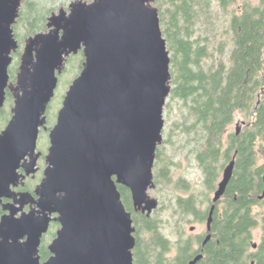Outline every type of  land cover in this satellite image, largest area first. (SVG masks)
<instances>
[{"label": "water", "instance_id": "obj_1", "mask_svg": "<svg viewBox=\"0 0 264 264\" xmlns=\"http://www.w3.org/2000/svg\"><path fill=\"white\" fill-rule=\"evenodd\" d=\"M153 1L76 0L69 11L52 13L48 31L27 38L11 82L19 48L14 24L23 0H0V111L7 90L14 105L0 132V201L20 177L22 159L30 156L31 166L36 164L41 130H49L44 177L35 189L43 217L29 212L15 218L17 209L2 217L0 264H140L133 252L136 226L119 185L130 190L136 211L151 215L159 207L150 190L156 187L172 74ZM79 51L82 70L49 128L47 111L59 76ZM234 166L235 160L225 168L214 203L224 195ZM52 219L61 227L49 246L52 256L41 262V238Z\"/></svg>", "mask_w": 264, "mask_h": 264}, {"label": "trees", "instance_id": "obj_2", "mask_svg": "<svg viewBox=\"0 0 264 264\" xmlns=\"http://www.w3.org/2000/svg\"><path fill=\"white\" fill-rule=\"evenodd\" d=\"M47 2L49 0H23L20 15L14 24L19 48L13 53L11 81L16 80L19 72L24 41L47 29V16L54 8L48 7ZM234 2L153 1L159 8L161 26L171 55L172 90L167 110L170 113L174 101H180L181 114L172 127L177 129L178 138L175 141L165 139L164 130V141L157 150L155 161V191H161V187L170 190L167 202L163 199L167 204L159 206L151 215L136 211L130 190L119 185L136 226L133 251L136 263L187 264L194 246L191 239L185 238L182 227L192 223V220L203 222L209 214V193L215 189L223 167L220 152L223 128L232 122L233 112L238 106H254L259 87L264 84V19L252 21L248 11L238 16ZM221 23L226 27L224 31L228 41L220 42L218 37L220 31L217 29ZM20 27L23 28L21 33ZM228 44L226 51L224 47ZM225 51L229 54L228 62L224 61V57L220 58L224 61L221 66L216 57L212 64L203 63L207 57L214 59L215 52L222 55ZM72 58L80 60L81 71L85 60L82 51L71 55L67 61ZM66 72L67 69L61 76ZM221 79H229V85L221 87ZM233 84L236 85V92ZM12 102L10 94L5 106L8 103L12 105ZM4 107L0 112V130L11 116V113L7 116ZM49 108L52 106L49 105ZM251 112L246 119L248 123L253 122L252 126L237 137L235 173L224 193L221 210L215 209L212 238L205 246L206 258L197 264H250L247 254L251 230L257 223L251 215V207L259 202V193L264 188L260 175L264 166H259L264 156V107H259L258 114ZM47 115H50L48 111ZM166 144L171 145V153H165ZM229 152L226 151L225 156L229 157ZM178 155H185L190 164H195L202 172L204 189H191L186 178L172 184L170 169L179 166ZM184 192L189 195L184 196ZM176 233L178 239L173 242L171 236ZM260 247L253 256L255 264H264V238ZM174 250L176 255L168 257Z\"/></svg>", "mask_w": 264, "mask_h": 264}, {"label": "flooded vegetation", "instance_id": "obj_3", "mask_svg": "<svg viewBox=\"0 0 264 264\" xmlns=\"http://www.w3.org/2000/svg\"><path fill=\"white\" fill-rule=\"evenodd\" d=\"M235 2L237 3L236 14L238 16L244 15L245 12L248 11V14L251 16L252 21L258 19H264V0H235ZM263 54H264V46H263ZM220 63H218L219 66H221L224 63V61H220ZM11 82H15V81H11ZM220 82H221V87L223 88L226 86V84L229 85L228 83L229 79H221ZM233 86H234V91L236 92L237 91L235 87L236 85L233 84ZM10 94L13 97L12 92L10 90H7V98L9 97ZM259 107H264V84L259 87L257 93V101L254 104V106H249L247 108H239L238 106L233 112L232 122L223 128V132L221 134V151H220L222 155L221 158L223 159V167L220 178L216 183L215 189H213L209 193V200L207 203L209 214L213 205H215V209L218 208V211H220L224 204L222 202L224 195L219 199L218 202L214 203L213 198L215 196V192L218 189L219 183L223 178L225 168L233 160H235L236 163L237 153H238V148L236 144L237 137L241 135V133H243L246 128H250L253 124V122L248 123L247 119H243V118L241 120L239 118L237 119V116L241 114L246 116L250 111H252L251 113L258 114ZM10 119H8V121ZM1 131L2 129L0 130V132ZM48 147L46 150H43L38 145L36 153H41V154L38 157L36 164L33 167L31 166L32 158L30 156H26L24 159H22L20 163V167L18 169L20 177L16 180V184L12 186V192H10V196H4L0 201V222L4 215L11 213L12 209L14 210L17 209L15 218H19L29 212H34L35 216L37 217H41V218L43 217V212L41 208L38 207L37 204L35 203V200L38 199V196L35 193V189L44 177ZM228 150H230L228 154L229 157L225 156V152L226 151L228 152ZM259 166H264V156L262 161L259 162ZM260 172H261L260 175L262 176L264 182V167H262V170ZM234 173H235V169L233 175ZM263 194H264V188L259 193L258 196L259 202L257 204L252 205L251 207V215L256 219L257 223L256 226L253 227V229L251 230V239L249 243L250 246L247 254V257L250 256V258H248L250 264L256 263V259L253 256H255L257 252L260 250L261 248L260 245L264 238V195ZM222 213L223 211L221 212V214ZM209 214L206 220L200 222L203 224L206 223L205 228L199 234L191 237L193 243L192 245L194 246L193 255L188 260L187 264H189L195 257L199 255H202V258L199 261L206 258L205 246L212 238V224L210 229L208 228L207 225ZM56 216L57 214H53V217ZM60 227H61L60 223L52 219L49 224L48 230L43 234L41 238V244L39 246V256L41 258V262H45L52 256L49 246L53 242V240L57 237V233ZM195 228L196 226H192L191 230L194 231ZM255 231H257V235L255 234ZM209 236L210 239L206 241ZM255 236L256 237L258 236V241L255 240Z\"/></svg>", "mask_w": 264, "mask_h": 264}, {"label": "rangeland", "instance_id": "obj_4", "mask_svg": "<svg viewBox=\"0 0 264 264\" xmlns=\"http://www.w3.org/2000/svg\"><path fill=\"white\" fill-rule=\"evenodd\" d=\"M35 1H42V0H35ZM50 1L51 0H49V2H47V6L48 7H54L53 10L50 11V14H52V13H59L60 9H64L65 11H69L71 4L76 0H56V1L54 0L55 2H53V1L50 2ZM83 1L92 2L93 0H83ZM236 6H237V3H236V5H234V8H236ZM25 7H26V4H25ZM156 7H158V6H156ZM229 9L231 10L232 6H230ZM47 15H49V14H47ZM50 16L51 15L47 16V18H49ZM222 18L223 17H221L220 19H222ZM46 28H47L46 30H43L40 32L48 31L47 24H46ZM225 28H224V24H222V23L219 24V28L217 29V31L218 32L220 31V34L218 32L217 33L219 34L218 37L220 39V42H223L224 40L228 41V39H229L228 35L226 34V31H224ZM22 31H23V28L20 27L19 32L21 33ZM25 42H26V40L24 41V44H23L24 46H25ZM24 46H23V49H24ZM228 47H229V44L225 45L224 48H226V51H227ZM226 51H225V53H226ZM22 53H23V50H22ZM225 53L220 55V53L215 52L214 55H216V56H214V59L207 57L206 60L204 59L203 63L206 65L212 64L213 63L212 60H215V57H216L217 63L220 62V58H222V57L225 58L224 61L228 62L229 54L228 53L225 54ZM21 56H22V54H21ZM20 60H21V57H20ZM20 63H21V61H20ZM19 66H20V64H19ZM65 69H67V72L65 74H63L62 76L61 75L59 76L60 80H59V84H58V87L56 90V94H55V97L53 98V100L50 104V107L52 106V108L48 109V113L50 114V115H48V119H49V124H47L48 127L49 126L52 127L53 124L56 122V117H57L58 111L61 108L64 96H65L70 84L72 83V81L80 74V60L75 61V58L68 60L66 66H65ZM169 101H170V97L167 100V104L165 106V113H164L165 122H166L165 123V129H164L166 132L165 139L172 138L173 141H175V139L178 138L177 137V129L173 130L172 127H173L174 122L179 119L180 114H181V112L179 110L180 101H174L172 111L170 113L167 110V106H168ZM13 106L14 105L12 102V105H11V103H8L4 107L7 116H10V113H11L10 118L12 117L11 110H12ZM238 118L240 120L242 118L246 119V116L241 114V115L237 116V119ZM50 124H52V125H50ZM5 126H6V123L1 129H4ZM48 132H49L48 130H42L41 131V136H40L38 145L43 150H46L48 145H49ZM164 151H165V153H167V152L171 153L172 152L171 145L166 144ZM177 161H180L179 166L172 167L170 169V178H171L170 181L172 182V184H175V182L177 183V181L182 179V178H186L188 180L190 186H191V189H192V187H193V190L204 189L203 174L195 166V164L191 165L189 160L187 159V157L185 155H178ZM192 163H194V162H192ZM169 191L170 190L164 189L163 187H161V191L158 189H156V191H155V188H154V189L150 190V195L152 197L157 198L159 200V206L162 207L165 204H167L166 200L168 198ZM182 194L184 196L189 195L188 192H184ZM163 199L166 202H164ZM191 222L192 223L184 224L182 227L183 232L185 233L184 234L185 238L189 239V240L191 239L192 236L199 234L205 228V225H206V223L203 224V223H200L199 221H196V220H192ZM192 226H196L194 231L191 230ZM255 234L257 235V231H255ZM171 239L173 242H176L178 239L177 233H176V235H172ZM255 240L258 241V236L257 237L255 236ZM175 255H176V250H174L172 253H169L168 257L173 258Z\"/></svg>", "mask_w": 264, "mask_h": 264}]
</instances>
